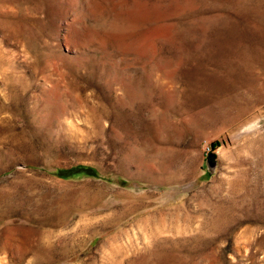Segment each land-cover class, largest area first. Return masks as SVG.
Wrapping results in <instances>:
<instances>
[{
    "label": "rangeland",
    "instance_id": "1",
    "mask_svg": "<svg viewBox=\"0 0 264 264\" xmlns=\"http://www.w3.org/2000/svg\"><path fill=\"white\" fill-rule=\"evenodd\" d=\"M0 264H264V0H0Z\"/></svg>",
    "mask_w": 264,
    "mask_h": 264
},
{
    "label": "water",
    "instance_id": "2",
    "mask_svg": "<svg viewBox=\"0 0 264 264\" xmlns=\"http://www.w3.org/2000/svg\"><path fill=\"white\" fill-rule=\"evenodd\" d=\"M210 156H212V153L210 154Z\"/></svg>",
    "mask_w": 264,
    "mask_h": 264
}]
</instances>
